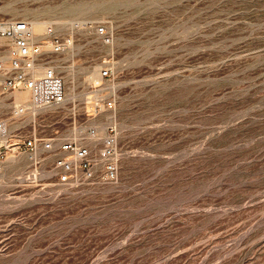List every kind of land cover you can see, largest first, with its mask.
<instances>
[{
	"label": "rangeland",
	"instance_id": "374dc122",
	"mask_svg": "<svg viewBox=\"0 0 264 264\" xmlns=\"http://www.w3.org/2000/svg\"><path fill=\"white\" fill-rule=\"evenodd\" d=\"M0 20L64 41L51 59L74 100L4 92L0 39V264H264V0H0ZM102 57L113 106L95 112ZM32 121L89 146L92 176L58 184L52 154L16 147ZM111 126L114 181L95 156Z\"/></svg>",
	"mask_w": 264,
	"mask_h": 264
},
{
	"label": "built area",
	"instance_id": "2783aa9c",
	"mask_svg": "<svg viewBox=\"0 0 264 264\" xmlns=\"http://www.w3.org/2000/svg\"><path fill=\"white\" fill-rule=\"evenodd\" d=\"M94 33L104 37L103 26H94ZM48 36V35H47ZM43 38L35 36L28 22L24 20H0V39L7 40L9 67L6 79L2 84L4 92H22L30 94L32 105L36 107L49 105H71L74 100L67 98L62 77L57 73L51 56L61 52L64 41L56 37ZM108 41V37L105 38ZM111 76V61L102 57L98 60L96 77L88 80L89 90H85V99L93 111L101 107L111 108L113 100L100 98L105 82ZM19 112H22L19 110ZM6 123L0 119V142L6 133ZM116 130L109 127L107 133L100 139L95 156L102 160V177L114 181L117 175V165L114 155L116 148ZM16 147L23 152H33L40 149L54 156L53 169L55 181L58 184L70 183L78 171L85 177L92 176L95 160L89 146L74 139L62 138L57 129L39 130L32 121L29 132Z\"/></svg>",
	"mask_w": 264,
	"mask_h": 264
},
{
	"label": "bare ground",
	"instance_id": "6f19581e",
	"mask_svg": "<svg viewBox=\"0 0 264 264\" xmlns=\"http://www.w3.org/2000/svg\"><path fill=\"white\" fill-rule=\"evenodd\" d=\"M80 6V5H79ZM80 8V7H79ZM36 22L34 23H31L30 21H28L29 25H30V29L32 31V33L35 35V36H41L43 35L44 33H46V30L44 31V26H45V23L44 22H39L38 20H35ZM53 24V23H52ZM58 24V23H57ZM52 28L51 25L48 26V28ZM47 28V30H48ZM49 33V32H48ZM19 93V92H17ZM18 99L23 101V102H27V101H30V104L29 105H32V101H31V97H30V94L27 92V93H23V94H19L17 95ZM26 105V104H25ZM27 106V105H26ZM34 106V105H33ZM29 107V106H28ZM27 107V108H28ZM36 107V106H34ZM47 106H42V107H38V109H41V108H46ZM12 110H13V114L14 116L17 115V116H21V115H24L26 113V109L24 106H21V105H16V104H13V107H12ZM19 110H21L22 112H19Z\"/></svg>",
	"mask_w": 264,
	"mask_h": 264
}]
</instances>
